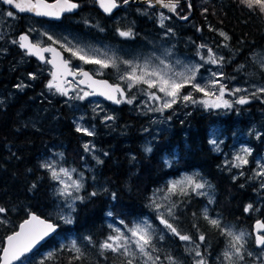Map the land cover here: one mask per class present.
I'll list each match as a JSON object with an SVG mask.
<instances>
[{
    "label": "trees",
    "instance_id": "trees-1",
    "mask_svg": "<svg viewBox=\"0 0 264 264\" xmlns=\"http://www.w3.org/2000/svg\"><path fill=\"white\" fill-rule=\"evenodd\" d=\"M159 9L158 5L150 6L131 0L118 8L113 19L108 20L107 16L95 14L96 9L90 10L91 13H83L82 10L81 14L66 16L69 19L81 15L80 23L76 27L70 23L49 27L51 31L84 32L86 38L94 40L127 41L131 46L142 45L144 35L145 38L156 39L163 31L170 32L161 37L176 43V46L178 44V48L185 53L196 55L199 46L204 44L212 48L214 53L222 54L227 72L237 70L238 65L248 61L252 53L264 46V15L249 11L239 0H179L175 12L179 16L190 13L189 18L181 21L174 12L166 11L164 13L167 15L164 16L167 19L164 20L163 27L160 24ZM169 22L173 29L169 27ZM90 25L94 28L88 27ZM128 28L134 31L133 34H137V39L132 38L133 35H119L121 30ZM221 32L227 34L229 39L225 40L220 35ZM147 45L148 42L145 46ZM199 51L202 53V49ZM24 53L26 51L17 43L4 39L0 41V207L6 209L4 213H0V221H5L0 223V247L4 243V237L33 210L52 219L58 228L45 242L27 254V264H69L73 255L68 250L72 237L85 253L86 261L83 264H120L122 258H117L111 252L100 255L99 244L111 229V218L120 214L131 222L140 216L148 217L153 226L156 219L151 193L155 185L162 182V178L178 174V167H194L202 176L218 182V196L220 197V189H223L226 200L232 204L226 220L232 221L243 215L245 203L257 204L251 183L243 182L239 177L232 178V171L226 169L221 152H216L211 144L213 128L230 132L238 125L236 113L204 109L190 104L186 106L182 101L167 109L165 114L169 116L170 127L166 131L169 142L166 151L159 156L164 171L160 174L158 169H149L146 172V183L139 187L136 179L143 168L141 156H147L143 147L155 135L151 128V115L154 112L140 110L137 101L141 99L143 92L138 91L132 104H128L124 97H121L119 104L102 100L113 111L111 114L103 113L96 106L92 108L85 100H80L87 125L92 126L89 130L94 132L92 137L101 146L98 154L103 158L102 163L99 162L94 168L96 180L86 174V182L92 181L94 184L96 181H105L107 184L100 188H84L80 194L83 199L75 200L74 210H70L66 198L58 194L56 181L42 167L39 153L56 142L65 146L64 153L69 159L73 158L82 153L77 143V135H88L76 131L74 113H71V104L64 95H57L56 98L51 93L40 95L39 89L29 88L31 81L23 87H17L16 91L12 88L13 85H18L16 78L20 72L25 75L34 69L33 66L22 63V60L28 59L32 65L42 70L46 64L35 56ZM22 54L27 57L24 58ZM105 76L117 81L108 71ZM59 101L62 105H58ZM36 108L39 116H42L40 119L34 116ZM257 109L262 113L259 114ZM248 112L261 120L259 125L263 127L264 102L254 105ZM109 116L114 119L109 120V127H105L102 122ZM246 117L241 114V119L245 120ZM48 121L52 124L46 125ZM154 145L155 142L152 146ZM165 157L171 161L168 166L164 162ZM175 161L177 166L173 163ZM230 184L233 188L227 190ZM93 192L96 195H91ZM186 193L174 194L175 219H171V223L182 234L191 235L195 241H199L198 236L203 233L205 240L199 242L207 254L208 264H219L217 257L225 244V237L204 219V205L207 203L205 195H198L192 189ZM263 198L262 196V200ZM214 208L215 205L211 207L210 213L216 212L212 210ZM217 210L219 214L224 213L222 208ZM64 212L66 216L62 215ZM61 217L69 218L72 222L66 223ZM159 229L153 230L154 243L159 246L158 233H161L167 246V253L160 251V256L164 258L171 253L173 257L181 258L185 264H192V256L186 251L184 241L168 229ZM84 237H91L92 243H88ZM253 237L252 234L248 238V244L257 251L259 247L255 245ZM49 253L53 254L51 258ZM164 261L168 264V261ZM75 264L82 262L76 261Z\"/></svg>",
    "mask_w": 264,
    "mask_h": 264
},
{
    "label": "snow or ice",
    "instance_id": "snow-or-ice-1",
    "mask_svg": "<svg viewBox=\"0 0 264 264\" xmlns=\"http://www.w3.org/2000/svg\"><path fill=\"white\" fill-rule=\"evenodd\" d=\"M5 5L13 6L18 12H32L37 16H52L59 18L60 14L63 12H71L72 10L79 7L77 3L73 0H55L54 3H47V0H0ZM100 7L107 13H110L112 9L118 7L117 0H97ZM150 6L159 5L161 8H166L170 12H175L176 7L179 4V0H147ZM123 3L127 4L128 0H123ZM239 3L251 12H259L264 15V0H239ZM7 17L14 18L15 14L12 11H7L5 13ZM185 19L187 17H184ZM167 17L164 13H160V24L161 27L164 26V20ZM33 31L29 29V32ZM168 31H171L170 29ZM47 36L48 40L52 41L53 44L58 43L54 40L52 36L47 33H43ZM119 35L122 37L132 36L131 31H120ZM225 40L229 39L227 34L224 32L220 33ZM12 43H18L21 49H25L28 55L36 56L41 61L51 64L52 71L50 75L52 77L49 80L47 87L55 89L62 95L67 96L68 90L64 87V84L70 83L66 80V77H75L77 73L84 77V80L78 81V83L83 84L88 83L89 87H92V92H85L84 96H76L73 98L84 99L85 96L100 94L106 96L107 99L113 100L115 103H121V99L117 98V94L120 97H125V88L121 87L120 84H109L107 81H97L89 75L88 72L84 71L83 68L73 70L70 67V60L65 59L61 52L58 51L52 45L41 46L42 41L32 42L28 34H21L18 40H13ZM226 46V45H225ZM64 51L70 52L73 57H77L85 64H98L101 68L113 67L117 68L119 71V64L116 59L112 57H106L104 59L99 58L97 55H89L83 49L75 48V46L69 47L66 45H61ZM207 48V54H201L199 49ZM44 53H51V59H45ZM171 52L165 50L163 56H157L154 53L144 58L143 62L133 61V60H120V63L126 66L123 74L119 76L121 81H124L128 91L133 88H137L138 91H142L147 95L150 101L160 102V106L157 108H150V111L163 112L166 109L172 108L174 104L178 101L192 104H202L205 107L212 108H232L234 104L245 105L250 102V97L259 98L261 94H264V86L252 85L255 89L249 92L248 89H242L239 87L229 89L228 86L222 81L226 79L222 71L211 72L210 78L205 80L203 83L197 81V74L203 64H181L179 60L175 64L181 65V70L177 71L175 65L169 62L166 57L170 56ZM197 55L205 63L210 64H221L224 60L223 57H217L213 52V49L207 45L201 44L198 48ZM243 67V66H241ZM261 68L264 69V62L261 63ZM33 78L35 76L33 75ZM234 79V78H233ZM146 86V87H141ZM17 87H23V85H17ZM186 87L192 89L191 92L186 94L183 90ZM193 92L202 93L206 99L197 100ZM244 92L245 95H240L233 101L225 99V95L235 96L237 93ZM162 95H159V94ZM215 97V99H212ZM135 97L128 98L126 102L132 104ZM106 119L111 120L113 117L109 116ZM77 132H83L88 136L94 135L93 131L88 128L77 127ZM213 144L216 143L215 140L211 141ZM84 150L90 151L89 145H84ZM146 151H151L150 148ZM243 155H237L235 160L238 163L234 164V167H241L248 163L245 158L250 154L251 150L248 148H243L241 150ZM102 163V161H98ZM42 167L50 172L51 179L57 181L62 187L58 189V194L67 199V207L70 210L73 209L75 200L83 199L80 196H74L73 192L78 193L83 187V175L80 174V179H73L72 173L76 169H68L65 167L57 168L54 162H45ZM262 169L256 175L264 177V165H260ZM242 174V173H241ZM185 187H191L193 191H196L198 195H203L204 193L198 191L205 188V183L197 182L193 177H186L182 181H174L171 183L168 191L170 194H175L177 189L180 190L181 194H187L184 191ZM261 187L264 188V182H262ZM91 195H96L95 192ZM167 199V197H165ZM211 203V201H209ZM154 206L159 210L162 206L155 204ZM175 205L166 206L167 216L171 219H175L173 208ZM252 209V205H248L245 211ZM5 208L0 207V213H4ZM111 215V213H109ZM204 219L215 229L219 230L220 234L225 237V248L221 252L220 256L217 257L219 264H249L245 257H252L254 254L248 251L246 245L248 243V238L251 236L250 233L240 231L236 232L231 227L225 226L221 223L219 218H210L207 213V209L204 210ZM65 219L66 223H71V219L61 217ZM160 223L164 225L173 235L178 237L181 241L188 242L192 247H186V251L190 255H193V264H208L206 256L200 251V243L196 242L191 235L182 234V232L174 225V223L169 222V219L165 218L164 213H160L158 216ZM0 223H5V221H0ZM123 224V221H120ZM195 227V225H194ZM58 225L41 217L30 213L28 219H25L21 224H19V230L13 231L11 235L6 237V243L0 247V264H15V262H20L23 264L24 259L28 253H31L33 249L43 241L51 233L55 232ZM127 230L126 234L119 228H113L112 235L106 237V239L99 244L100 255H104L106 252H111L117 258H122L120 264H163L160 256V249L156 247L154 243V232L152 226L144 221L142 223H135L132 227L125 225ZM199 231V229H197ZM255 236L254 243L257 247L261 248V252L256 256L257 260L264 257V221H256L255 224ZM88 243H92L91 237H84ZM159 239H163V235L159 236ZM198 240L203 242L205 240V235L200 233ZM70 252L73 253L69 264H75L76 261L85 262L86 256L84 251L77 245L76 240H72L68 248ZM52 253H49V258L52 257ZM222 257V259H221ZM164 260L168 261V264H180L170 253L164 256ZM261 264H264L262 260Z\"/></svg>",
    "mask_w": 264,
    "mask_h": 264
},
{
    "label": "rangeland",
    "instance_id": "rangeland-1",
    "mask_svg": "<svg viewBox=\"0 0 264 264\" xmlns=\"http://www.w3.org/2000/svg\"><path fill=\"white\" fill-rule=\"evenodd\" d=\"M185 1V0H181ZM199 1V0H197ZM195 2V0H193ZM145 4H149L148 2H143ZM160 8L159 10L163 13L168 11L166 8ZM163 9V10H162ZM7 11H12L8 6H4L2 2H0V41L6 40L7 42H12L13 40H17V33L15 30V26L20 23L19 19L23 18L24 21V27L20 29H26L29 32V29H32L33 31L29 32L32 35H35L36 41H49L47 36L43 35V33H47L48 35L52 36L54 40L58 41L59 46L66 45L69 47L75 46V48L83 49L85 52H87L89 55H97L99 58L104 59L106 57H112L116 59L117 63L119 64V71L117 68L108 67V68H101L98 64H85L83 61L78 59L77 57H73L70 52H68V56L71 59H74L75 61V67L77 69L84 67L85 65L90 66L95 73L102 74L109 72V75H113L117 78V81L123 84V86L126 85L124 81H121L119 79V76L123 74V72L126 69V66L120 63V60H133L139 62H143L144 58L151 56L153 53L157 56H163L165 50H168L171 52V55L166 57V59L173 63L175 65V69L177 71L181 70V65L175 64L177 60L181 62V64H188V65H194V64H203V67L200 68L199 73L197 74V81L203 83L205 80L210 78L211 72L213 71H222L226 77L222 82L225 83L229 89L232 88H242V89H248L249 92L254 91L255 89L252 87V85L256 86H264V69L261 68V63L264 62V46L257 49V52L251 54V57H249L248 61H245V63L238 65L237 70L227 72L225 70L224 61L221 64H205L201 59L200 56L197 55H190L188 53H185V51H181V49L178 48V44L176 46V43L169 42L165 37H161L163 35H168L170 32L163 31L159 38H152L149 39L145 38L144 35V41L143 44L140 46H131L129 42L127 41H120V42H112L110 40H94L86 38L84 35V32L80 33H71L67 31H51L48 24L40 23L37 21L32 20L29 17H21L19 18L16 13L14 18L7 17L5 13ZM185 11H188L186 9ZM164 15H167L164 13ZM187 15V14H185ZM184 15V16H185ZM19 21V22H18ZM22 24V23H21ZM89 24V23H87ZM88 27L94 28L93 25H90ZM169 27L173 29L171 22H169ZM121 31H131L132 32V38L137 39V34H133L134 31L128 29H123ZM223 31V30H222ZM18 32V30H17ZM137 41V40H135ZM148 42V45L146 43ZM151 43V44H149ZM204 50V51H203ZM201 53V52H200ZM28 56L27 53H24ZM22 54V56L25 58L26 55ZM206 55L207 50L204 48L202 49V53ZM217 57H223L222 54L215 52ZM29 63H27L28 65ZM258 64V66L256 65ZM19 65H22L20 63ZM46 65V66H45ZM29 66V65H28ZM243 66V67H241ZM30 67V66H29ZM42 69H31L30 73H27L22 76V72L19 73L17 76V84L18 85H25L28 81H33L41 83L42 88L46 91L51 93L52 96L55 98L57 95H62L59 92H57L55 89H49L47 87V84L49 80H51V68L49 64H44ZM253 67V68H252ZM33 75L35 78H33ZM234 78V79H233ZM70 83L64 84V87L68 90V95L64 98L67 99L68 103L71 104L70 110L71 113H74V123L76 128L83 127V128H92L89 127L88 121L86 120V117H84V111L81 107L80 100H85L87 104H89L92 108L96 106L97 109H101L103 113H109L111 114L113 111L107 105L102 102L101 99L98 97L96 98L95 95H88L85 96L84 99H77L73 98L76 96H84L85 92H90V89L86 88L82 84L74 81V80H67ZM14 87H17L16 85H13ZM142 87V86H141ZM146 87V86H145ZM126 99L135 97L138 93L137 88H133L131 91H128L127 88L125 90ZM192 89L190 87H186L183 90V93L186 94L188 92H191ZM159 94V93H158ZM246 93L241 92L237 93L235 96H229L225 95V99H228L230 101L235 100L240 95H245ZM162 95V94H159ZM194 97L197 100L206 99L202 93H195L193 92ZM120 97V96H119ZM141 99H139L137 104L140 107V110L142 112H147L150 108H157L160 106V102L158 101H150L144 93H142ZM121 99V98H119ZM212 99H215V97H212ZM122 100V99H121ZM75 102V104H74ZM181 102V101H180ZM264 102V94H261L259 98L256 97H250V102L245 105H238L234 104L232 108H225V107H219V108H213L224 112H235V117H237V123L238 125L233 127L230 132L221 131L216 128H213L211 131V141L215 140L216 143L212 144V147L215 149L216 152H221L223 163L225 164L226 169L229 171H232V178H240L243 180V182H250L253 192H255V199L254 201L257 202V204H254L253 202L245 203V208L248 205H252V209L249 211H245L243 215L238 216L235 220H226L225 217L228 215L231 209V202L226 200L227 198L224 196V190L220 189V197L218 196V182L215 180H209L206 177L202 176L198 169L194 167H178V174L176 175H170L162 178V182L155 185L153 191H152V204L154 207L155 212V219L157 223V226L155 223H150V220L148 217H137L136 219H132L131 222H128L126 217L120 214H116V216L111 215L113 218H111L110 221V230L107 236L114 234L113 228H119L121 231H124L126 234L127 230L125 228V225H127L129 228L133 226L135 223H142L144 221H147L151 226L152 230H164L166 231V228L163 224L160 223V220L158 218L160 213L165 214V218L169 219V222L171 221V218L167 216L166 212V206L175 205V196L174 194H170L168 189L171 186V183L174 181H182L186 177H193L197 182L205 183V188L198 190L202 193H204L207 203H205L204 207L207 209V213L210 216V218H219L221 220V223L225 226L231 227L234 231L240 232L244 231L247 233H250L252 236V227L253 223L258 219L262 218L264 221V198L262 200V196L264 197V188L261 187L262 182H264V177L256 175V173L260 172L262 169L260 168V165H264V125L261 127L259 125L261 120H258L255 115L252 112H248L251 110V108L254 105H258L259 103ZM61 104V101L58 102V105ZM184 105L187 106V104H190L191 106H197L202 107L204 109L206 108H212V107H205L202 104H192V103H185ZM62 105V104H61ZM73 106V107H72ZM259 114L262 112L259 111V109L256 110ZM37 108L35 109V117L36 118H42V116H39V113H37ZM154 112L151 115V118H153V123L151 124L152 130H154L155 137L151 139L150 143L145 144L144 152L147 154V156L144 154L141 156V159L143 161V168L138 172V176L136 179V182L138 183L139 187H143L144 183H146V172L149 169H158L160 171V174L162 171H164L163 168V162L159 158L160 155H162L166 149H167V143L169 142V138L167 135V129L170 127L169 123V116L165 115L167 113V109L164 110L162 113L159 111H152ZM248 112V113H245ZM70 113V114H71ZM246 115V119H241V114ZM59 114V113H58ZM56 114V115H58ZM54 115V116H56ZM53 117V116H52ZM90 121V120H89ZM94 121V120H93ZM112 122V121H110ZM52 124V122L48 121L46 125ZM96 125L95 123H93ZM102 124L105 127H109V120H103ZM97 126V125H96ZM95 126V127H96ZM115 126V125H114ZM51 128V125L49 126ZM97 128V127H96ZM161 134V135H160ZM162 134H164V137ZM221 134V135H220ZM81 135V137H79ZM77 135V143L79 144L81 148V155L76 154L73 158H68L67 155L64 153V145L58 144V143H52L50 146L44 148L39 153L40 163L43 164L45 162H54L57 165V168L59 167H65L68 169H76L75 172L72 173L73 179H80V174L83 175V187L82 189L76 193L73 192L74 196H80L81 192L84 190V188H94L95 186L97 188H100L105 185V181H87L86 182V174L89 178H94L96 180V173L94 172V168L99 163L98 161H101L103 159L99 154L98 151H100L101 146L98 144L97 140L93 138L92 136H83L82 134ZM155 142V145L152 146V144ZM88 144L90 151L84 150V145ZM150 148L151 151H146V149ZM243 148H248L251 150L250 154L247 155L245 158L248 160V163L245 165H242L241 167H234L233 165L238 163V161L235 160V157L239 155H243V152L241 151ZM102 150V149H101ZM69 152V151H68ZM74 160V162L72 161ZM181 161V159H180ZM165 164L170 165L171 161L168 159V157H165L164 159ZM175 166H177V162H173ZM86 170H89L90 172H86ZM242 173V174H241ZM107 184V183H106ZM57 190L62 187L57 181L55 183ZM233 186L230 184L227 188V190L232 189ZM191 187H185L184 191H190ZM180 192L179 189L175 191V193ZM167 197V199H165ZM67 200V199H66ZM120 201V198H119ZM211 201V203L209 202ZM155 204H159L162 207L157 210V208L154 206ZM215 205V208L212 210H216V212L210 213V209L212 206ZM223 209V214H219L217 209ZM118 210V209H117ZM117 213V211H115ZM174 213V208H173ZM62 215L66 216V213H62ZM249 217H253L248 218ZM158 220V221H157ZM120 221H123L124 223L121 224ZM162 235L161 233H158V237ZM106 236V237H107ZM250 236V237H251ZM106 237L103 239V241L106 239ZM254 239V237H253ZM71 241L74 240L72 237L70 239ZM102 241V242H103ZM164 239H159V246L156 244V247L160 249L161 251L167 253V246L165 245ZM200 243L199 241H196ZM185 247H192L191 244L184 241ZM225 248V244L221 249V252ZM246 248L248 251L253 252L252 257L246 256V261L249 262V264H261L262 260H264V257H262L260 260L256 259V256L261 252V248L259 247L257 251H255L248 243L246 245ZM200 251L204 253L207 259L206 252L201 248ZM171 254V253H170ZM221 254V253H220ZM192 259H193V255ZM220 256V255H219ZM177 261L180 262V264H185L184 261L181 258L174 257ZM222 259V257H221ZM161 261H163V264H165L163 256H161ZM15 264H20V262H16ZM23 264H27L26 260L24 259ZM193 264V263H192Z\"/></svg>",
    "mask_w": 264,
    "mask_h": 264
},
{
    "label": "flooded vegetation",
    "instance_id": "flooded-vegetation-1",
    "mask_svg": "<svg viewBox=\"0 0 264 264\" xmlns=\"http://www.w3.org/2000/svg\"><path fill=\"white\" fill-rule=\"evenodd\" d=\"M76 2H77V4L79 5V7H78V9L79 10H76V11H71V12H64L63 14H62V16L60 17V18H51V17H46V16H35V15H31V14H26V13H24V14H20V13H18V12H16V11H14V13H16L17 14V16L19 17V18H21V17H23V16H25L26 18L27 17H29V18H31L32 20H34V21H37V22H40V23H45V24H48V25H50V26H54V27H58V26H64L65 24H67L68 25V23H70L73 27H76L77 26V23H80V18H81V15H79L77 18H74L73 16H70V17H73V18H69V19H66V16L67 15H75V14H81L82 12V10H83V13H85L86 11H88V13H91L90 12V10L92 11H94L95 9L97 10V12L95 13V14H100V15H104V16H107L108 17V20H109V18L110 19H113L114 17H115V15L117 14V12H118V8H121V7H123L124 5H125V3H123L121 6H119V7H117V8H115L114 10H112L110 13H107V12H105V11H103V10H101L100 8H99V6H98V3H97V1L96 0H75ZM118 1H123V0H118ZM132 1H134V2H138V1H136V0H132ZM129 2V1H128ZM144 8H145V6H144ZM181 12H183V11H181ZM174 14H176V17H178L181 21H185L187 18H189V16H190V13L188 14L187 13V15H183V16H179V13H177V12H174ZM184 17H187L186 19L184 18ZM89 18V20H90V16L88 17ZM19 21H20V23L18 24V25H16L15 26V30H18V32H16V33H19V32H21V31H23V30H26V29H20V28H22V27H24V23H23V21H24V19L23 18H21V19H19ZM18 21V22H19ZM22 23V24H21ZM109 23V22H108ZM31 36H32V38H33V40L35 39V35H32V34H30ZM36 41V40H35ZM98 41H101V40H98ZM45 43H48V44H50V43H52V42H49V41H45V42H43L42 44H45ZM18 44V43H17ZM57 45H59L58 43H56ZM66 53H68L67 51H66ZM17 56V55H16ZM48 56H49V53H46V56H45V59H48ZM68 56V55H67ZM69 57V56H68ZM70 59V58H69ZM70 61H71V63L72 64H74L75 65V61H74V59H70ZM22 63H29L28 65L29 66H33V68L34 69H38L35 65H32V62H30L28 59H24V60H22L21 61ZM76 66V65H75ZM84 67H88L92 72H94V70L90 67V66H88V65H85ZM81 68H83V67H81ZM77 69V68H76ZM17 72H20L18 69H17ZM95 73V72H94ZM99 75H101V74H99ZM102 75H104L105 76V73H102ZM22 76H23V74H22ZM29 83V81L26 83V84H28ZM37 84L35 85V83L31 80V84H30V86H29V88H31V89H39V91H40V95H44V94H47V93H49V92H46L43 88H42V86H41V83L39 82V80H37V82H36ZM25 84V85H26ZM83 85V84H82ZM83 86H85V85H83ZM12 88L16 91V89H17V87H14V86H12ZM45 100V99H44Z\"/></svg>",
    "mask_w": 264,
    "mask_h": 264
},
{
    "label": "water",
    "instance_id": "water-1",
    "mask_svg": "<svg viewBox=\"0 0 264 264\" xmlns=\"http://www.w3.org/2000/svg\"><path fill=\"white\" fill-rule=\"evenodd\" d=\"M97 1V0H96ZM136 1H143V2H147V0H136ZM55 2V0H47V3H49V4H51V3H54ZM73 2L74 3H77L76 1H74L73 0ZM98 3V2H97ZM117 4H118V7L119 6H121L122 4H123V1H117ZM10 6V5H9ZM98 6H99V8L101 9V10H103L101 7H100V5H99V3H98ZM13 9H15L13 6H11ZM117 8V7H116ZM77 9V8H76ZM76 9H74V10H72V11H75ZM115 9V8H114ZM114 9H112V10H114ZM16 10V9H15ZM16 11H18V10H16ZM104 11V10H103ZM23 13H29V14H32V15H35V13H32V12H23ZM64 13V12H63ZM63 13H61L60 14V16H59V18L62 16V14ZM47 17H51V18H56V17H52V16H47ZM57 19V18H56ZM21 34H28L29 35V37H30V40L32 41V42H36V41H34L33 39H32V37H31V35L29 34V33H27L25 30H23V31H21V32H19L18 33V37H17V40H18V38H19V36L21 35ZM48 45H52L53 47H55L58 51H60L61 52V55L65 58V59H68V58H66L65 57V54H64V51H63V49L60 47V46H58L57 44H53V43H51V44H42L41 46H48ZM45 54L46 53H44V56H45ZM36 57V56H35ZM37 59H39L38 57H36ZM52 58V56H51V53H49V58L48 59H51ZM40 60V59H39ZM51 65V64H50ZM51 67H52V65H51ZM70 67L73 69V70H75L74 69V67L71 65V62H70ZM53 70V69H52ZM83 70L84 71H86V72H88L89 73V75L90 76H92V78L94 79V80H97V81H107L109 84H117L118 82H112L109 78H107V77H99V76H97V75H95L92 71H90L88 68H83ZM68 77H71V78H73V79H76L77 81H80V80H84L85 78L84 77H82V76H75V77H73V76H68ZM67 78V77H66ZM84 85H87L88 87H89V85H88V83L87 82H85V83H83ZM118 84H120V83H118ZM121 85V84H120ZM121 87H123L122 85H121ZM91 90H93L92 89V87H89ZM96 95H98L99 97H101V98H103V99H105V100H109V99H107L106 98V96H103V95H100V94H98V92H97V94ZM118 95L119 94H117V98H118ZM109 101H113V100H109ZM30 213H34L35 215H37V216H39V217H41L42 219H47V220H49V221H51V222H53V223H55V224H57L56 222H54L52 219H50V218H47V217H45V216H43V215H41V214H39V213H37L36 211H33V210H31L30 212H29V214ZM29 214L26 216V217H24L19 223H18V225H17V227L13 230V231H18L19 230V224H21L25 219H28V217H29ZM257 220H259V221H262V219L261 218H258ZM256 220V221H257ZM256 221L253 223V227H252V231H253V234H254V236H255V224H256ZM13 231H11V232H9L5 237H4V243H3V245L6 243V237L8 236V235H11L12 234V232ZM54 233V232H53ZM53 233H51L49 236H47L43 241H41L34 249H36L37 247H39L43 242H45ZM33 249V250H34Z\"/></svg>",
    "mask_w": 264,
    "mask_h": 264
}]
</instances>
